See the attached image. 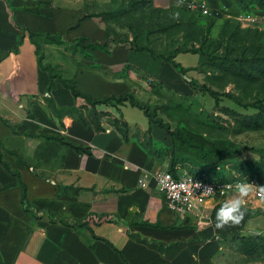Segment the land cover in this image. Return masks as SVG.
<instances>
[{
    "label": "crops",
    "instance_id": "crops-1",
    "mask_svg": "<svg viewBox=\"0 0 264 264\" xmlns=\"http://www.w3.org/2000/svg\"><path fill=\"white\" fill-rule=\"evenodd\" d=\"M110 1L0 0V264H219L229 239L258 230V217L264 218L254 191L239 223L217 229L216 209L233 191L185 216L166 205L151 181L141 188L144 171L169 169V151L182 152L185 145L174 146L137 107L122 106L120 114L98 108L103 117L111 113L122 119L127 140L102 119L103 130L96 131L90 122L51 112L52 105L60 111L78 108L81 99L57 81L48 93L50 73L39 66L26 29L61 38L42 46V64L63 68L77 90L93 99L130 93L139 102L145 85L140 76L179 93L190 90L185 75L146 52L68 54L82 39L107 41L99 18L89 15ZM174 61L189 74L199 56L180 53ZM50 137H63L88 152ZM19 180L26 187V205Z\"/></svg>",
    "mask_w": 264,
    "mask_h": 264
},
{
    "label": "rangeland",
    "instance_id": "rangeland-1",
    "mask_svg": "<svg viewBox=\"0 0 264 264\" xmlns=\"http://www.w3.org/2000/svg\"><path fill=\"white\" fill-rule=\"evenodd\" d=\"M263 1L111 0L103 10L90 11L104 26L105 50L143 49L159 57L185 51L201 54L195 70L185 74L186 82H196L194 90L179 93L138 77L145 82L139 103L150 119L168 131L174 146L180 145L174 139L186 142L182 152L171 148L168 158L183 173L253 181L264 187V29L240 21L244 13L261 11ZM188 2L205 4L209 14L189 9ZM43 40L36 42L41 46ZM76 43L68 54L78 52L80 57L92 52L84 40ZM52 74L57 80L72 81L60 66L52 67ZM76 109L91 121L87 102L81 99ZM106 114L101 119L107 127L114 119ZM261 202L264 211V198ZM256 227L254 232L231 237L219 264H264L263 217H258Z\"/></svg>",
    "mask_w": 264,
    "mask_h": 264
},
{
    "label": "built area",
    "instance_id": "built-area-1",
    "mask_svg": "<svg viewBox=\"0 0 264 264\" xmlns=\"http://www.w3.org/2000/svg\"><path fill=\"white\" fill-rule=\"evenodd\" d=\"M187 7L191 10H198L203 15L209 14V9L205 4L188 2ZM240 21L245 25L264 29V11L244 13ZM148 181H151L154 190L163 195L169 208L178 210L185 216L195 215L209 199L228 195L233 191L231 186L240 182L204 179L195 175L180 173L177 170L172 172L168 169L144 171L138 181V185L141 188H146ZM249 183L253 184L255 197L258 199L264 198L255 182Z\"/></svg>",
    "mask_w": 264,
    "mask_h": 264
},
{
    "label": "trees",
    "instance_id": "trees-1",
    "mask_svg": "<svg viewBox=\"0 0 264 264\" xmlns=\"http://www.w3.org/2000/svg\"><path fill=\"white\" fill-rule=\"evenodd\" d=\"M261 8L262 10L261 11H264V1L261 5ZM89 16H93V15H89ZM27 32H28V38L29 40L31 41L32 44L35 45L36 47V52L38 54V58H39V66L45 70H48L49 73H50V84H49V87H48V93H50V91L54 88L55 86V82L57 81L58 83H60L63 87L67 88L70 90L71 94L73 95L74 98L76 99H83L85 102H87V104L90 106L91 108V121L90 123L93 124V126L95 127V130L96 131H100V130H103V127L101 125V118L103 117L104 113H99L98 112V108L99 107H108V108H112L114 110V112H116L117 114H120V107L122 106H125V105H130L132 107H137L139 109H141L144 114L149 118L150 121H152L147 113V110L145 108L144 105L140 104L134 97L132 94L130 93H127V94H124V95H121V96H110V97H104L102 99H93L91 96L87 95V94H84V93H81L79 90H77L75 84L73 81L69 82L67 80H60L56 77H54V75L52 74V67L49 66V65H44L42 64V56H41V53H40V49H41V46L44 45V44H59L61 42L60 41H54L52 40L50 36L46 35V34H43V33H35V32H32L28 29H26ZM43 37V42H42V45L39 46V44L36 42V39L37 38H42ZM59 37V36H58ZM84 40V39H82ZM21 42V38L19 39V41L14 45V49L13 51L16 52L17 51V48L19 46ZM89 46L91 47V51H95L97 49H103L105 50V47H106V42L102 45L100 44H93V43H89ZM130 50H133L134 52L136 53H140V52H146L148 53V55L151 57V58H159L161 59L162 61L164 62H168L170 63L179 73L185 75L186 74V70L184 68H182L178 63H176L174 61V58L180 54V53H192V54H197L199 56V63L201 61V54L199 52H196V51H185V52H178L176 53L173 57H159V56H155L153 55L151 52L147 51V50H143V49H140V50H135V49H132V48H129ZM190 89L194 90L195 89V84L196 82L191 80L189 82H187ZM50 110L53 114L55 115H60V114H71L72 116H75L78 118V120L83 123V124H87V121L78 115L77 113V109L76 108H69V109H64V110H58L55 106H51L50 107ZM153 122V121H152ZM155 123V122H154ZM160 128L164 129L166 131V133L168 134V131L160 124L156 123ZM112 125L117 128L122 134H123V137H124V140H127V125L122 121L121 118L119 119H116L114 121H112ZM49 138V137H47ZM51 139H54L56 141H58L60 144L62 145H65V146H68V147H71L72 149L76 150V151H82L84 153H87L88 152V149L86 147H83L81 145H77L73 142H70V141H66L63 137H50ZM179 142H181L182 145H185L186 142L183 141L184 139H182V141L180 139H175ZM148 143L146 144V146L148 147L149 146V141H147ZM189 147V146H188ZM190 147L192 148V145H190ZM174 164L173 163H170V167H169V171H175V168H174ZM19 184H20V187H21V201H22V204L26 205L27 204V199H26V187L25 185L19 180Z\"/></svg>",
    "mask_w": 264,
    "mask_h": 264
},
{
    "label": "clouds",
    "instance_id": "clouds-1",
    "mask_svg": "<svg viewBox=\"0 0 264 264\" xmlns=\"http://www.w3.org/2000/svg\"><path fill=\"white\" fill-rule=\"evenodd\" d=\"M231 187L234 195L222 201L216 209L215 227L217 229L223 228L229 223H239L244 215L246 197L253 191V184L247 181H240ZM259 191L261 195H264V187H259Z\"/></svg>",
    "mask_w": 264,
    "mask_h": 264
},
{
    "label": "water",
    "instance_id": "water-1",
    "mask_svg": "<svg viewBox=\"0 0 264 264\" xmlns=\"http://www.w3.org/2000/svg\"><path fill=\"white\" fill-rule=\"evenodd\" d=\"M186 79V78H185Z\"/></svg>",
    "mask_w": 264,
    "mask_h": 264
}]
</instances>
